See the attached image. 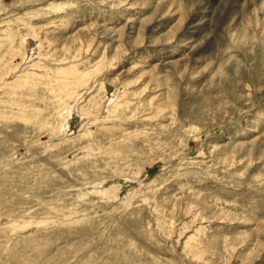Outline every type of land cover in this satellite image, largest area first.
<instances>
[{
  "label": "rangeland",
  "instance_id": "obj_1",
  "mask_svg": "<svg viewBox=\"0 0 264 264\" xmlns=\"http://www.w3.org/2000/svg\"><path fill=\"white\" fill-rule=\"evenodd\" d=\"M263 4L0 0V264H264Z\"/></svg>",
  "mask_w": 264,
  "mask_h": 264
},
{
  "label": "bare ground",
  "instance_id": "obj_2",
  "mask_svg": "<svg viewBox=\"0 0 264 264\" xmlns=\"http://www.w3.org/2000/svg\"><path fill=\"white\" fill-rule=\"evenodd\" d=\"M214 1V0H213ZM240 0H238V2H239ZM229 2V1H228ZM252 3H253V1H252ZM231 4H233V3H231ZM259 4H261V3H259ZM252 5H254V3L252 4ZM264 5V4H263ZM231 6V5H230ZM246 6V5H245ZM253 7H255V6H253ZM256 7H257V5H256ZM262 7V11H263V6H261ZM187 8V7H186ZM256 9V8H255ZM257 12V11H256ZM259 12H260V9H259Z\"/></svg>",
  "mask_w": 264,
  "mask_h": 264
}]
</instances>
